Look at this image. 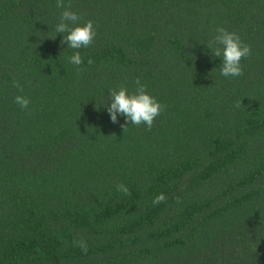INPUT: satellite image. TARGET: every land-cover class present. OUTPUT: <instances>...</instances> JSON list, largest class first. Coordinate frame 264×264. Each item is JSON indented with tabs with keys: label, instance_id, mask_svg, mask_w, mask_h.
Returning a JSON list of instances; mask_svg holds the SVG:
<instances>
[{
	"label": "trees",
	"instance_id": "1",
	"mask_svg": "<svg viewBox=\"0 0 264 264\" xmlns=\"http://www.w3.org/2000/svg\"><path fill=\"white\" fill-rule=\"evenodd\" d=\"M64 4L89 47L62 44L56 0H0V264H264V0ZM217 27L251 46L240 77ZM137 79L151 130L107 112Z\"/></svg>",
	"mask_w": 264,
	"mask_h": 264
},
{
	"label": "clouds",
	"instance_id": "2",
	"mask_svg": "<svg viewBox=\"0 0 264 264\" xmlns=\"http://www.w3.org/2000/svg\"><path fill=\"white\" fill-rule=\"evenodd\" d=\"M56 7L63 8L60 16V22L55 28L56 33L64 34L62 44H67L71 49H81L89 47L96 35V28L92 21H88L83 26L77 25L80 16L71 11V5L67 7L64 0H56ZM215 37L207 45L212 49V54L215 57L222 58L221 75L224 77H240L243 75L242 59H247L251 56V46L242 42L240 36L235 32H229L224 27L216 28ZM69 62L75 66H80L83 63V58L79 51H76L69 57ZM92 64L91 59L88 60ZM137 88L135 93L129 94L126 88L121 87L118 91L113 90L110 93V105L107 106V112L112 123H118V116L126 118V124L135 126L145 125L148 130H151L155 119L162 114L165 105L159 103L154 97L147 94L146 85L141 84L140 80H136ZM20 92L23 88L17 83L14 85ZM15 103L21 106L22 109H27L30 100L22 95L15 97ZM241 106V102L237 107ZM126 128V127H125ZM124 128V130H125ZM117 191L122 192L125 196L130 195L129 188L124 184L116 186ZM178 199V198H177ZM166 200L164 194L158 195L153 204H159ZM83 250L87 251L85 245H80Z\"/></svg>",
	"mask_w": 264,
	"mask_h": 264
}]
</instances>
